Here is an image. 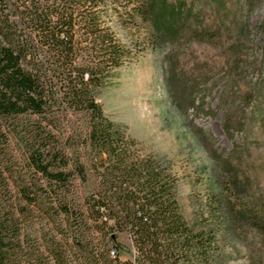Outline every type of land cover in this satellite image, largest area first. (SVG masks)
Masks as SVG:
<instances>
[{"label": "rangeland", "instance_id": "374dc122", "mask_svg": "<svg viewBox=\"0 0 264 264\" xmlns=\"http://www.w3.org/2000/svg\"><path fill=\"white\" fill-rule=\"evenodd\" d=\"M95 1L81 10L95 12L122 49L96 98L119 125L129 155L158 161L183 217L212 229L214 244L200 264H264V0H174L182 5L175 30L160 41L134 12L135 0ZM84 120L81 113L61 119L40 142L67 154L70 169L77 155L84 162L85 176L72 169L64 186L35 171L23 141L10 140V181L39 183L46 200L56 191L73 204L69 219L28 210L38 236L30 233L28 244L51 248L54 240L64 264H78L88 252L99 256L104 247L132 261L128 230L109 231L113 221L104 225L88 210L100 178L90 161L95 152L81 135ZM221 199L227 211L244 216L226 222ZM38 264H51L50 257Z\"/></svg>", "mask_w": 264, "mask_h": 264}, {"label": "trees", "instance_id": "16d2710c", "mask_svg": "<svg viewBox=\"0 0 264 264\" xmlns=\"http://www.w3.org/2000/svg\"><path fill=\"white\" fill-rule=\"evenodd\" d=\"M135 2L134 12L148 24L152 39L160 41L175 30L180 1ZM95 3L0 0V264H38L45 255L51 264H64L65 253L58 251L54 240L51 248L28 244L33 227L26 212L50 216L62 212L69 219L74 217L73 204L56 191L46 200L48 191L39 183L11 182L9 146L11 139L23 141L28 163L50 182L64 186L72 169L84 177L79 155L70 169L67 154L40 145L55 122L75 113L84 116L81 135L95 152L90 161L100 178L99 197H90L88 210L104 225L113 221L109 231L126 228L135 249L132 261H120L117 250L104 247L99 256L88 252L78 264L91 260L92 264H200L214 244L212 229L198 228L183 217L175 185L158 161L131 157L119 125L97 101L96 93L109 69L120 64L122 49L114 35L97 23L95 12L81 10ZM28 120L36 125H27ZM220 204L225 206L224 219L229 224L244 216L227 211L224 199ZM260 225L264 229V223ZM108 238L112 239L111 234Z\"/></svg>", "mask_w": 264, "mask_h": 264}, {"label": "built area", "instance_id": "2783aa9c", "mask_svg": "<svg viewBox=\"0 0 264 264\" xmlns=\"http://www.w3.org/2000/svg\"><path fill=\"white\" fill-rule=\"evenodd\" d=\"M111 254L113 255V251H111Z\"/></svg>", "mask_w": 264, "mask_h": 264}]
</instances>
